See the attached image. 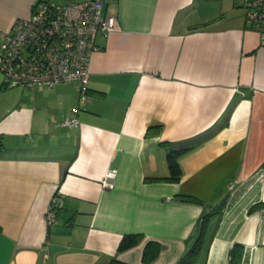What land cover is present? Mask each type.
<instances>
[{
    "label": "crops",
    "instance_id": "obj_1",
    "mask_svg": "<svg viewBox=\"0 0 264 264\" xmlns=\"http://www.w3.org/2000/svg\"><path fill=\"white\" fill-rule=\"evenodd\" d=\"M34 1L0 0V43ZM105 10L120 28L96 36L83 108L75 82L8 88L0 77V264H146L147 241L160 244L149 264H177L205 213L194 264H230L234 245L240 264H264V45L244 0ZM182 148L174 182L166 155ZM126 233L141 239L117 251Z\"/></svg>",
    "mask_w": 264,
    "mask_h": 264
},
{
    "label": "built area",
    "instance_id": "obj_2",
    "mask_svg": "<svg viewBox=\"0 0 264 264\" xmlns=\"http://www.w3.org/2000/svg\"><path fill=\"white\" fill-rule=\"evenodd\" d=\"M107 0L70 1L59 4L35 0L28 16L15 18L4 31L0 43V73L5 87H52L75 82L81 109L89 99L90 58L96 49L98 33L108 34L120 28L118 17L105 10ZM244 24L254 28L264 45V0H245ZM77 124L76 117L64 120ZM116 170H108L100 180L112 187ZM231 187V185H230ZM54 192L45 220L57 222L60 205ZM264 211V209H262Z\"/></svg>",
    "mask_w": 264,
    "mask_h": 264
},
{
    "label": "trees",
    "instance_id": "obj_3",
    "mask_svg": "<svg viewBox=\"0 0 264 264\" xmlns=\"http://www.w3.org/2000/svg\"><path fill=\"white\" fill-rule=\"evenodd\" d=\"M1 146V141H0ZM186 148L182 149H169L166 155L167 164L169 168V176L166 178L171 181H178L180 178V168L177 162L178 156L185 151ZM183 200L192 201V202H201L195 196L192 195H184L182 197ZM222 202L214 208V210L220 208ZM211 213H205L200 218L199 222L196 223L194 230L196 232L195 238L191 247L179 258L177 264H194L195 260L200 252V249L203 244V238L206 230V224L208 220V216ZM141 239V235L137 233H126L123 234L119 243L117 245V251L126 250L136 244L139 243ZM160 251V244L156 241H147L144 245L141 260L142 262L149 264L156 259L158 253ZM242 255V248L238 247V245H234L230 250V264H240V259ZM123 264V263H120Z\"/></svg>",
    "mask_w": 264,
    "mask_h": 264
},
{
    "label": "rangeland",
    "instance_id": "obj_4",
    "mask_svg": "<svg viewBox=\"0 0 264 264\" xmlns=\"http://www.w3.org/2000/svg\"><path fill=\"white\" fill-rule=\"evenodd\" d=\"M244 3H245V0H244ZM244 9H245V4H244ZM0 77L2 78V74L0 73Z\"/></svg>",
    "mask_w": 264,
    "mask_h": 264
}]
</instances>
